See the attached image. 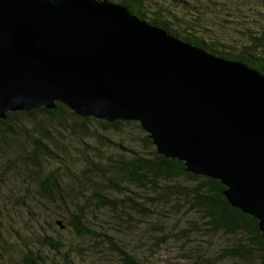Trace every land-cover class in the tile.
<instances>
[{"label":"water","instance_id":"obj_1","mask_svg":"<svg viewBox=\"0 0 264 264\" xmlns=\"http://www.w3.org/2000/svg\"><path fill=\"white\" fill-rule=\"evenodd\" d=\"M136 122L156 153L217 181L264 243V81L95 0H0V119L53 110Z\"/></svg>","mask_w":264,"mask_h":264},{"label":"rangeland","instance_id":"obj_2","mask_svg":"<svg viewBox=\"0 0 264 264\" xmlns=\"http://www.w3.org/2000/svg\"><path fill=\"white\" fill-rule=\"evenodd\" d=\"M184 1L190 17L202 19L226 45L236 46L243 35L264 29V0ZM27 120L18 115L6 127L0 126V264H24L35 254L46 264H118L101 237L110 239L136 264H232L214 262L213 256L228 245L226 237H206L207 232L197 230L202 227L198 217L180 202L153 199L151 190L118 178L112 163L117 155L150 158L154 150L140 142L143 135L134 127L104 133L95 122H82L67 110L54 121L41 114ZM35 146L38 152L31 157ZM51 173L67 201L76 203L75 208L67 205L68 213L75 219L79 214L96 239L77 237L66 225L75 220L60 203L40 197L38 184ZM110 182L121 190H111ZM94 191L110 204L97 202ZM44 237L62 241L60 248L42 247Z\"/></svg>","mask_w":264,"mask_h":264},{"label":"trees","instance_id":"obj_3","mask_svg":"<svg viewBox=\"0 0 264 264\" xmlns=\"http://www.w3.org/2000/svg\"><path fill=\"white\" fill-rule=\"evenodd\" d=\"M107 2L122 7L130 16L152 28L163 31L182 44L197 48L201 52L221 61L242 65L247 70L256 73L264 81V29L260 30L257 35H243L237 39L238 44L236 46L226 45L224 40L219 41L216 35L207 30L206 23H203L202 19L190 17L193 16L192 12L190 13L189 4L184 0H108ZM169 7L177 9L176 13L173 10L170 12ZM54 105L53 110L39 108L27 112L5 113V118L0 119V126L6 127L10 119L18 115L27 120L33 119L36 114H41L46 116L48 120L54 121L61 117L62 111H69L61 104L55 103ZM69 115L75 119L78 118L82 122H95L99 130L104 133H118L124 126L134 127L143 135L140 142L144 146L153 147L146 133L141 131L136 122H106L90 117L81 118L70 111ZM72 127L75 126L71 125L69 129L72 130ZM11 132L14 133V130L12 129ZM82 132H85V130L82 129ZM43 133L47 134L45 131ZM37 150L38 146H35L30 156H35ZM112 163L116 164L114 171L119 175L118 178H121V181L151 190L153 199H163L166 204H169L172 200L180 202L185 211L198 217L202 227H198L197 230L207 232L206 237L211 238L220 235L226 237L228 245L221 248L213 256L215 263L264 264V243L261 240L256 221L252 217L231 208L226 203L222 195L224 187L217 181L185 172L182 162L163 158L156 153L155 149L151 152L150 158L136 156L123 159L122 155H117ZM58 183L59 180L52 173L47 175L38 184L40 197L51 204L56 203L59 205L60 203L65 213L75 220L66 225L71 227L77 237L93 236L96 239L95 233L84 228L79 214L78 218L75 219V215L68 213L67 205H72L75 208L76 203H72L71 200L67 201L66 196L58 190ZM108 187L114 191L116 189L117 192L121 190L120 186L113 182H110ZM92 196L97 202L110 204L97 191L92 192ZM101 238H104L113 249L118 264H136L129 254L112 244L110 239L107 237ZM96 241H103V239H97ZM61 243L62 241L56 242L44 237L41 239L40 245L57 249L60 248ZM24 264L46 263L35 254L34 258L27 259ZM209 264H213V262H209Z\"/></svg>","mask_w":264,"mask_h":264}]
</instances>
